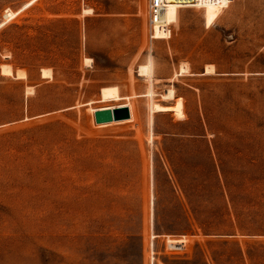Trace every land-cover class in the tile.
<instances>
[{
    "label": "rangeland",
    "instance_id": "1",
    "mask_svg": "<svg viewBox=\"0 0 264 264\" xmlns=\"http://www.w3.org/2000/svg\"><path fill=\"white\" fill-rule=\"evenodd\" d=\"M166 1L0 0V264H264V0Z\"/></svg>",
    "mask_w": 264,
    "mask_h": 264
},
{
    "label": "bare ground",
    "instance_id": "2",
    "mask_svg": "<svg viewBox=\"0 0 264 264\" xmlns=\"http://www.w3.org/2000/svg\"><path fill=\"white\" fill-rule=\"evenodd\" d=\"M197 1L198 0H195V1L191 0L190 4H188L187 6H201L200 3L197 4ZM229 1L230 0H228V3H229ZM226 5L227 4L223 5V7L226 6ZM183 6H179V7L175 6L173 8H180V7H183ZM170 7H169V9H171ZM165 25H166V28H165ZM168 27H169V23H163V22L160 21V18H159V24H157L155 26V38L156 37H162V38L169 37L170 31H168ZM85 60L87 62H89L90 58L86 57ZM0 69H1V73H4V74L15 75L16 77H21V78L26 77L25 76V72L23 70H16V72H14L12 67L9 64H7V63H2L0 65ZM137 69H138L137 71H138L139 75L148 76V74H149V66L147 64H145V65L144 64H139ZM186 71H187L186 65L185 64H181L179 66V69H178V74L185 73ZM209 71H210V67H206L205 68V72H209ZM48 76H51V70L49 68L42 67L41 68V77H48ZM173 95H174V90L172 88H169V89L166 90L165 93L162 94V97L164 99H166L167 97H172ZM174 107H176V108L180 107V104L176 103L174 105H163V104H160V103L156 102L152 106V110L153 111H165V110H170L171 108H174ZM109 109H111V108H104V109H98V110H109ZM98 110H96V111H98ZM101 123H106V122H101Z\"/></svg>",
    "mask_w": 264,
    "mask_h": 264
},
{
    "label": "built area",
    "instance_id": "3",
    "mask_svg": "<svg viewBox=\"0 0 264 264\" xmlns=\"http://www.w3.org/2000/svg\"><path fill=\"white\" fill-rule=\"evenodd\" d=\"M166 7H167L166 0H148L147 21L150 28L149 30L150 39H155V26L159 24L160 14H162V12L166 10ZM168 31H170L169 27H168Z\"/></svg>",
    "mask_w": 264,
    "mask_h": 264
},
{
    "label": "water",
    "instance_id": "4",
    "mask_svg": "<svg viewBox=\"0 0 264 264\" xmlns=\"http://www.w3.org/2000/svg\"><path fill=\"white\" fill-rule=\"evenodd\" d=\"M97 123L110 122L127 119L130 117V109L127 105L121 104L109 110H98L94 112Z\"/></svg>",
    "mask_w": 264,
    "mask_h": 264
}]
</instances>
